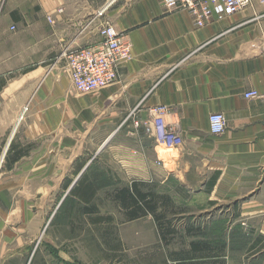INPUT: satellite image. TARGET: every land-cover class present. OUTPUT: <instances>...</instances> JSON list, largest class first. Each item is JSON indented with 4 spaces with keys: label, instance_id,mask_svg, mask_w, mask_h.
I'll return each mask as SVG.
<instances>
[{
    "label": "crops",
    "instance_id": "crops-1",
    "mask_svg": "<svg viewBox=\"0 0 264 264\" xmlns=\"http://www.w3.org/2000/svg\"><path fill=\"white\" fill-rule=\"evenodd\" d=\"M106 1L99 18L98 0H0V264H83L81 227L114 234L100 206L112 188L168 179L237 206L252 258L264 254V0L201 28L161 0ZM102 22L132 56L116 83L79 95L61 53L96 46ZM156 107L178 146L156 140ZM211 114L224 115L222 135ZM84 174L99 186L89 200L70 195Z\"/></svg>",
    "mask_w": 264,
    "mask_h": 264
},
{
    "label": "rangeland",
    "instance_id": "rangeland-1",
    "mask_svg": "<svg viewBox=\"0 0 264 264\" xmlns=\"http://www.w3.org/2000/svg\"><path fill=\"white\" fill-rule=\"evenodd\" d=\"M101 1L98 0L99 7L107 4L106 0L103 4ZM152 186L156 193L166 194L173 201L172 210L176 214L170 215L169 220L177 229L178 236L164 244L158 239L152 217L125 222L123 216L117 215L113 203L106 201L100 206L105 211L110 209L114 215V234L110 236L108 232L105 233V230L97 227L92 229V232L82 230L81 227L83 236L80 242L76 243L77 250H81L77 252L78 260L83 264H91L94 261H99V264H176L169 255L187 249L189 241L219 239L227 242L224 254L226 260L223 264H264V254L252 258L249 250L252 238L247 234L248 230L245 232L243 226L239 225L237 206L232 203L208 205L206 197L202 196L203 190L200 192L188 190L172 179L166 180L165 183H152ZM187 226L200 228L202 236H186ZM17 264L26 262L22 258Z\"/></svg>",
    "mask_w": 264,
    "mask_h": 264
},
{
    "label": "built area",
    "instance_id": "built-area-1",
    "mask_svg": "<svg viewBox=\"0 0 264 264\" xmlns=\"http://www.w3.org/2000/svg\"><path fill=\"white\" fill-rule=\"evenodd\" d=\"M167 10L182 9L192 16L195 27L201 28L209 21L232 16L251 5V0H161ZM109 4L101 7L97 17L101 18ZM61 12V11H60ZM15 30L12 25L11 31ZM100 42L87 48H72L61 54L65 61L66 73L74 91L79 95L93 94L99 89L117 82L119 64L131 59L130 44L109 23H101L98 29ZM245 99L261 98L258 92L251 90L244 95ZM154 118L156 140L166 147H176L182 142L172 128L165 125L164 107L150 109ZM223 114H211L208 117L209 131L212 135H222L226 129Z\"/></svg>",
    "mask_w": 264,
    "mask_h": 264
},
{
    "label": "trees",
    "instance_id": "trees-1",
    "mask_svg": "<svg viewBox=\"0 0 264 264\" xmlns=\"http://www.w3.org/2000/svg\"><path fill=\"white\" fill-rule=\"evenodd\" d=\"M10 150H15L13 144ZM22 154L23 151L22 153L18 151L13 156L12 163L16 162ZM85 176L84 174L78 180L76 187L70 191L71 196H75L80 200H89L96 188L99 187L90 184L83 187L82 183ZM214 179L209 181L207 190L213 186ZM110 198L117 212L123 216L125 222H133L141 218L152 217L160 242L168 244L172 238L178 236L177 229L174 228L169 220L170 215L176 214L172 210L173 201L166 194L161 195L156 193L152 184L135 181L129 186L113 187ZM94 210V205L92 204L89 207L85 205L78 207V211L85 214L92 213ZM102 220V218H97L92 220V222L98 224ZM185 230V235L188 237L202 236L200 228L195 229L187 226ZM180 237L183 238L182 235ZM226 246L227 242L219 241V239L215 241L196 239L189 241L187 249L181 250V252H174L169 255V258H173L176 264H223L225 263L226 256H224V252Z\"/></svg>",
    "mask_w": 264,
    "mask_h": 264
}]
</instances>
